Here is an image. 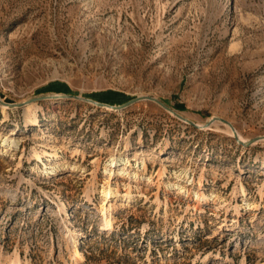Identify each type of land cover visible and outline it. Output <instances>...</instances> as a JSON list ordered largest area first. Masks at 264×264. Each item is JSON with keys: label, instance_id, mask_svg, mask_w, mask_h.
Returning <instances> with one entry per match:
<instances>
[{"label": "rangeland", "instance_id": "rangeland-1", "mask_svg": "<svg viewBox=\"0 0 264 264\" xmlns=\"http://www.w3.org/2000/svg\"><path fill=\"white\" fill-rule=\"evenodd\" d=\"M263 136L264 0H0V264H264Z\"/></svg>", "mask_w": 264, "mask_h": 264}, {"label": "water", "instance_id": "water-1", "mask_svg": "<svg viewBox=\"0 0 264 264\" xmlns=\"http://www.w3.org/2000/svg\"><path fill=\"white\" fill-rule=\"evenodd\" d=\"M63 96H66V97H71L70 95H63ZM87 101H90V102H93L94 104L98 105V106H102V107H107V108H110V109H113V110H122L138 101H141V100H152L154 102H156L157 104H159L160 106H162L163 108L169 110L170 112H172L176 117H178L179 119L181 120H184L186 122H188L189 124H191L192 126H195V127H199L198 124H195L194 122L188 120L187 118L183 117L182 115H180L179 113L171 110L170 108H168L165 104H163L160 100H158L157 98L153 97V96H149V95H141V96H136L134 98H131L121 104H118V105H110V104H106V103H101V102H97V101H94V100H91V99H86ZM8 105H12V106H15L17 104H8ZM215 120H219L221 122H223L224 124H227L232 132H233V135L236 137V140L238 142H240V139L238 138V135L237 133L234 131V128L232 126V124L230 122H228L227 120L225 119H222V118H217V117H213L211 118L210 120H208L204 125L203 127H207L209 126V124ZM264 137V136H263ZM260 138V137H259ZM258 138H253V139H250L246 142H240V143H243V144H248V143H251L252 141L256 140Z\"/></svg>", "mask_w": 264, "mask_h": 264}, {"label": "bare ground", "instance_id": "bare-ground-1", "mask_svg": "<svg viewBox=\"0 0 264 264\" xmlns=\"http://www.w3.org/2000/svg\"><path fill=\"white\" fill-rule=\"evenodd\" d=\"M31 106V104H28L27 105V107H30ZM50 172L51 173H55V171H53V169H50ZM105 194H108V192L106 191L105 192ZM78 241L76 240L75 241V244L73 245V251H74V263H78L81 259H82V257H81V255H80V253H79V249H78Z\"/></svg>", "mask_w": 264, "mask_h": 264}]
</instances>
